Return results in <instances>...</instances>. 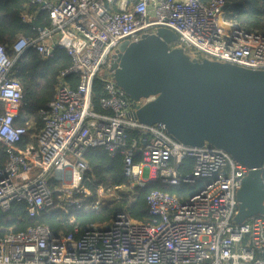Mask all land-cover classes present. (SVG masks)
Returning a JSON list of instances; mask_svg holds the SVG:
<instances>
[{
    "label": "built area",
    "instance_id": "built-area-1",
    "mask_svg": "<svg viewBox=\"0 0 264 264\" xmlns=\"http://www.w3.org/2000/svg\"><path fill=\"white\" fill-rule=\"evenodd\" d=\"M47 12L49 25L36 37L18 36L14 57L34 48L49 57L55 46L66 50L71 65L61 71L78 75L75 88L60 81L53 98L39 110L43 122L35 142L28 127L14 125L22 105L20 83L10 75L13 59L0 43V211L23 202L30 216L44 210L80 205L89 195L82 187L88 147L119 146L130 199L135 187L160 181L202 184L187 196L158 188L146 195L150 217L137 221L117 210L107 225H88L76 236L54 234L44 225L0 235V264H264V215L235 222L237 189L248 167L212 145L189 146L173 139L160 123L145 124L127 113L154 96L131 100L108 70L118 44L135 41L157 27L174 31L169 47L192 58L264 69V32L248 29L226 14L225 0H31ZM28 20L27 15L23 16ZM107 70L102 75V70ZM61 79V78H60ZM102 83V111L93 108L91 90ZM139 138L125 145L126 130ZM141 154L134 160V155ZM190 170H181L184 158ZM82 192L80 195L79 193ZM98 195L103 187H98ZM264 202V200H263ZM100 197L87 206L99 209Z\"/></svg>",
    "mask_w": 264,
    "mask_h": 264
},
{
    "label": "water",
    "instance_id": "water-1",
    "mask_svg": "<svg viewBox=\"0 0 264 264\" xmlns=\"http://www.w3.org/2000/svg\"><path fill=\"white\" fill-rule=\"evenodd\" d=\"M177 36L166 27L118 44L108 70L136 104L130 118L160 123L189 146L212 145L248 167L237 189L235 222L264 215V69L190 57L169 47ZM102 75L107 70H102Z\"/></svg>",
    "mask_w": 264,
    "mask_h": 264
},
{
    "label": "trees",
    "instance_id": "trees-1",
    "mask_svg": "<svg viewBox=\"0 0 264 264\" xmlns=\"http://www.w3.org/2000/svg\"><path fill=\"white\" fill-rule=\"evenodd\" d=\"M225 2L226 14L229 18L236 19L248 29L264 32V0H225ZM24 15L29 19H24ZM46 25H49L48 14L41 10L37 3L31 0H0V43L13 59L10 76L16 79L22 88V105L13 124L25 127L32 125V129H29L32 142H35L36 134L43 125L38 112L53 98L58 83L63 81L71 88H75L78 83V75L74 72L60 76L61 71L71 65V59L62 47L55 46L49 57H44L34 48H28L14 57L11 47L14 40L18 36L36 37L38 28ZM103 95L102 83L95 79L91 90V102L97 111L103 110L98 102ZM0 111H2L1 102ZM139 136L136 130L127 129L125 145H128L132 138L137 139ZM123 148L124 146H119L114 154L103 146L88 147L84 151L83 159L87 169L83 174L81 185L89 191V195L85 197L80 207L71 205L67 210L56 207L44 210L39 215L30 216L23 202H13L6 211H0V235L23 231L30 226L44 225L54 234H68L76 226L78 229L76 236H78L92 223L99 226L107 225L117 210H124L134 220L145 221L150 217L146 204V195L150 190L158 188L181 197L195 192L202 184L199 182L171 185L155 179L142 187H135L130 199L121 189H116L114 195H109V189L128 184V177L124 173ZM140 156V153L134 155L133 159H139ZM6 158L5 151L0 147V167L4 165ZM191 167L192 159L184 158L181 170L186 172ZM261 175L264 180V162ZM99 186L103 187L105 202L99 209H93L87 205L99 198L97 192ZM79 194L81 195L82 192Z\"/></svg>",
    "mask_w": 264,
    "mask_h": 264
},
{
    "label": "rangeland",
    "instance_id": "rangeland-1",
    "mask_svg": "<svg viewBox=\"0 0 264 264\" xmlns=\"http://www.w3.org/2000/svg\"><path fill=\"white\" fill-rule=\"evenodd\" d=\"M108 194H109V195H114V194L111 193V192H110V193L108 192ZM99 197H100L101 200H103V202H105V197H106L105 194H101V196H99Z\"/></svg>",
    "mask_w": 264,
    "mask_h": 264
}]
</instances>
